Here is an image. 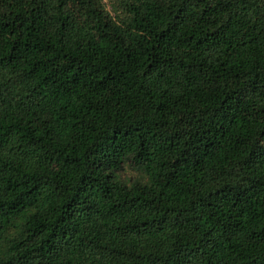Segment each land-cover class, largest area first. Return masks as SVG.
Returning <instances> with one entry per match:
<instances>
[{"label":"trees","instance_id":"16d2710c","mask_svg":"<svg viewBox=\"0 0 264 264\" xmlns=\"http://www.w3.org/2000/svg\"><path fill=\"white\" fill-rule=\"evenodd\" d=\"M0 264H264V0H0Z\"/></svg>","mask_w":264,"mask_h":264},{"label":"rangeland","instance_id":"374dc122","mask_svg":"<svg viewBox=\"0 0 264 264\" xmlns=\"http://www.w3.org/2000/svg\"><path fill=\"white\" fill-rule=\"evenodd\" d=\"M119 178L126 183L131 181L142 182L145 180V176H143L140 171H138L134 166H129L127 164L123 165L122 170L119 172Z\"/></svg>","mask_w":264,"mask_h":264}]
</instances>
